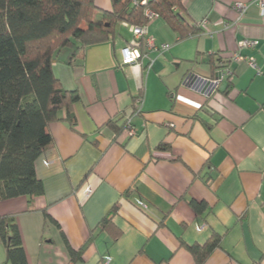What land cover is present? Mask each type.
<instances>
[{
  "label": "crops",
  "instance_id": "1",
  "mask_svg": "<svg viewBox=\"0 0 264 264\" xmlns=\"http://www.w3.org/2000/svg\"><path fill=\"white\" fill-rule=\"evenodd\" d=\"M255 1L183 0L201 33L180 40L154 17L148 32L157 49H143L139 68L120 65L122 47L134 38L123 23L76 56L71 48L58 54L54 74L80 95L76 125H49L52 143L36 161L45 192L34 209L26 196L0 201V216H15L29 264H197L186 245L215 234L220 246L203 264H264V15ZM236 2L251 4L240 19ZM95 3L113 8L111 0ZM244 39L258 40L242 54L261 72L230 60L233 80L207 98L209 85L195 75L214 77L211 57L230 58ZM138 96L137 134H117L109 122L120 127ZM162 142L171 149L159 150ZM191 200L207 209L197 213ZM116 204L115 238V230L98 226ZM91 234L83 259L71 262L69 246L79 250Z\"/></svg>",
  "mask_w": 264,
  "mask_h": 264
},
{
  "label": "trees",
  "instance_id": "2",
  "mask_svg": "<svg viewBox=\"0 0 264 264\" xmlns=\"http://www.w3.org/2000/svg\"><path fill=\"white\" fill-rule=\"evenodd\" d=\"M111 1L112 10H103L95 0H0V201L26 196L29 210H33L35 199L45 192L36 161L52 143L49 125L62 120L76 125L73 108L79 92L65 88L52 68L63 49H73L76 56L85 47L114 36L119 23L148 25L147 9L167 22L180 40L202 31L199 24L190 22L183 0H148L144 5L134 0ZM230 60L228 56L216 61L211 57L214 73ZM62 111L66 112L64 118ZM109 124L119 134L126 128L127 118L120 127L114 121ZM158 149L171 146L162 142ZM190 204L199 214L207 209L204 202L191 200ZM117 211L118 204L98 226L115 230V238L120 233L113 225ZM44 213L56 222L47 210ZM93 237L91 234L79 250L69 246L71 262L83 259ZM0 240L6 246L5 263L29 264L15 216H0ZM220 243L221 236L215 234L203 245L186 248L197 264H203Z\"/></svg>",
  "mask_w": 264,
  "mask_h": 264
},
{
  "label": "built area",
  "instance_id": "3",
  "mask_svg": "<svg viewBox=\"0 0 264 264\" xmlns=\"http://www.w3.org/2000/svg\"><path fill=\"white\" fill-rule=\"evenodd\" d=\"M135 3L144 5L148 2V0H134ZM255 4L259 7L261 13L264 15V0H256ZM250 3L248 2H236L234 4V8L238 13V19L242 18L243 15L247 12L248 8L250 7ZM146 16L148 18H154L155 14L151 10H146ZM125 25H127L125 23ZM129 26V25H127ZM131 31L134 35V38L127 42L121 49L122 54V63L121 66L129 65L135 68H139L142 65V57H143V49L148 51L151 49H157L156 39L153 36L149 35L148 32V25L144 26H130ZM258 45V40L252 39H244L238 42V47L232 51L231 53V60L235 61H243L247 60L248 64L255 69L258 73L261 72L260 66L256 63L253 59H249L248 56L242 54V49L245 47L255 48ZM169 48L168 44H160L159 50L165 51ZM153 64V60H151L149 67ZM235 76V72L227 65L219 70H217L216 74L212 78H203L198 75L200 80L204 83L208 84V88L205 90V96L207 98H213L219 92V88L223 82L229 81L231 82ZM189 85V84H188ZM143 103V97L138 96L135 98L134 101V110L133 113L127 116V125L124 129V132L127 133L130 137L137 134L136 126L133 124L132 118L134 115L139 114L141 111V105ZM92 191L90 190V193ZM144 206V203H141Z\"/></svg>",
  "mask_w": 264,
  "mask_h": 264
}]
</instances>
